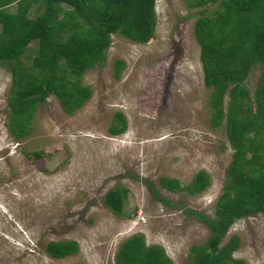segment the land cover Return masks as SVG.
I'll use <instances>...</instances> for the list:
<instances>
[{"label":"rangeland","instance_id":"obj_1","mask_svg":"<svg viewBox=\"0 0 264 264\" xmlns=\"http://www.w3.org/2000/svg\"><path fill=\"white\" fill-rule=\"evenodd\" d=\"M213 3L188 7L185 0H154L152 35L136 43L111 33L103 62L80 76L91 90L88 99L65 113L47 95L18 138L8 130L9 72L0 64V264H113L116 246L131 233L160 245L170 264H184L189 246L204 241L207 227L187 210L212 216L232 151L222 124H209L208 88L192 35L194 18L211 12ZM34 45L30 40L20 56L24 64ZM115 58L124 63L118 78L111 74ZM258 71L254 64L243 80L249 96ZM114 111L126 126L109 134ZM38 149L42 158L27 155ZM199 169L208 183L198 193L158 185L161 175L185 183ZM113 186L126 190L120 214L102 201ZM230 235L237 237L232 257L264 264L260 213L236 219L219 244ZM49 239L74 240L77 248L52 258L43 250Z\"/></svg>","mask_w":264,"mask_h":264},{"label":"trees","instance_id":"obj_2","mask_svg":"<svg viewBox=\"0 0 264 264\" xmlns=\"http://www.w3.org/2000/svg\"><path fill=\"white\" fill-rule=\"evenodd\" d=\"M213 3L211 12L201 10L192 23L198 46L201 82L208 88L209 124H222L232 149L212 216L187 210L208 229L202 243L189 246L184 264H246L231 256L237 237L219 244L227 227L240 217L260 213L264 220V0H185L188 7ZM12 10H8V5ZM31 11L35 13L30 14ZM154 0H0V64L9 72L6 97L8 130L14 138L27 133L34 106L53 95L65 113L86 101L89 86L79 82L82 73L104 60L109 35L117 33L142 43L153 32ZM35 41L29 63L20 56L27 43ZM123 61L111 62L112 77L118 78ZM254 64L259 73L248 95L243 83ZM126 122L114 111L109 134L124 130ZM33 159L45 155L28 152ZM208 183L205 172H194L187 182L161 175L158 185L168 191L198 193ZM125 188L113 186L102 197L114 214L122 211ZM162 203L170 202L153 193ZM70 239L47 240L45 254L59 258L73 253ZM113 264H170L158 244H144L140 233H131L116 246Z\"/></svg>","mask_w":264,"mask_h":264}]
</instances>
